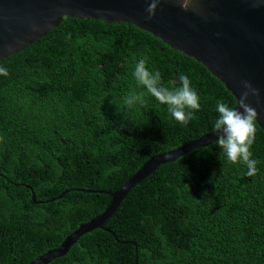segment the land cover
<instances>
[{"label":"trees","instance_id":"trees-1","mask_svg":"<svg viewBox=\"0 0 264 264\" xmlns=\"http://www.w3.org/2000/svg\"><path fill=\"white\" fill-rule=\"evenodd\" d=\"M142 56L165 87L191 80L201 108L187 126L137 84ZM0 66V264L56 249L150 158L214 131L217 101L236 104L201 64L127 23L64 18ZM131 92L145 102L129 108ZM251 152L254 177L215 142L158 167L102 229L48 264H264L258 126Z\"/></svg>","mask_w":264,"mask_h":264},{"label":"water","instance_id":"water-1","mask_svg":"<svg viewBox=\"0 0 264 264\" xmlns=\"http://www.w3.org/2000/svg\"><path fill=\"white\" fill-rule=\"evenodd\" d=\"M148 6V0H0V61L47 35L64 18L127 23L201 64L233 96L238 111H242L238 107L244 91L241 82L249 81L259 90V96H250L248 103L257 111V126L264 133V0H192L188 11L176 0H161L151 20ZM219 135L212 131L150 158L110 194L102 214L80 224L56 249L30 264H48L64 256L80 236L102 229L127 194L158 167L213 144ZM32 201L41 204L33 193Z\"/></svg>","mask_w":264,"mask_h":264},{"label":"clouds","instance_id":"clouds-1","mask_svg":"<svg viewBox=\"0 0 264 264\" xmlns=\"http://www.w3.org/2000/svg\"><path fill=\"white\" fill-rule=\"evenodd\" d=\"M184 11H188L192 0H176ZM161 0H148L146 9L148 19L151 20L157 11ZM7 68L0 66V76L7 77ZM138 85L146 89L147 93L154 97L160 104L166 105L168 112L180 124L187 126L195 118V112L201 108L200 97L192 87V82L186 74L178 77L179 87L170 89L161 81L159 71L150 70L147 67V57L142 56L135 65L133 72ZM242 91L237 107H230L225 101H217L216 112L218 117L214 123V132L219 133L216 145L222 149L226 159L233 163H243L248 177L258 174L257 159L253 158L251 148L256 140L258 113L248 101L249 97H258L259 90L254 88L249 81H242ZM144 93L131 92L125 97L124 103L131 108L139 103L143 104Z\"/></svg>","mask_w":264,"mask_h":264}]
</instances>
